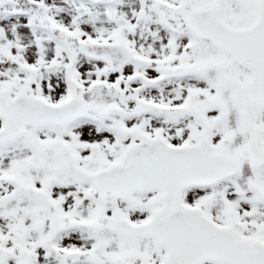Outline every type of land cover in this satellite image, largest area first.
Returning <instances> with one entry per match:
<instances>
[{"label": "snow or ice", "instance_id": "1", "mask_svg": "<svg viewBox=\"0 0 264 264\" xmlns=\"http://www.w3.org/2000/svg\"><path fill=\"white\" fill-rule=\"evenodd\" d=\"M0 264H264V0H0Z\"/></svg>", "mask_w": 264, "mask_h": 264}]
</instances>
